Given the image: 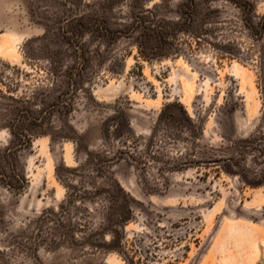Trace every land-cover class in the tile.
Returning <instances> with one entry per match:
<instances>
[{
	"label": "rangeland",
	"instance_id": "374dc122",
	"mask_svg": "<svg viewBox=\"0 0 264 264\" xmlns=\"http://www.w3.org/2000/svg\"><path fill=\"white\" fill-rule=\"evenodd\" d=\"M0 91V264H264V0H0Z\"/></svg>",
	"mask_w": 264,
	"mask_h": 264
},
{
	"label": "trees",
	"instance_id": "16d2710c",
	"mask_svg": "<svg viewBox=\"0 0 264 264\" xmlns=\"http://www.w3.org/2000/svg\"><path fill=\"white\" fill-rule=\"evenodd\" d=\"M260 28L262 29L263 26H261ZM9 127L10 129H14L12 125H10ZM12 132L15 133V130H12ZM123 199H124V204L120 207V210H118L116 220H113L110 217L112 215L110 213H108L105 218V222L107 225H106V228L104 229L106 232H109L111 235V238L107 244V247L110 250H114L117 252L122 251V246H121L122 239L120 236V231L113 227L115 225H119L122 228V226H124V224H126L132 216V210H131V204H130L131 201L124 192H123Z\"/></svg>",
	"mask_w": 264,
	"mask_h": 264
}]
</instances>
